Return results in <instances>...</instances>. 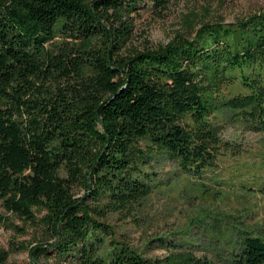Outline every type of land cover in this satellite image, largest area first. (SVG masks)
<instances>
[{
	"label": "trees",
	"instance_id": "trees-1",
	"mask_svg": "<svg viewBox=\"0 0 264 264\" xmlns=\"http://www.w3.org/2000/svg\"><path fill=\"white\" fill-rule=\"evenodd\" d=\"M165 4L0 0V206L49 231L28 248L31 264H264L261 236L227 233L231 251L212 260L181 243L157 258L107 220L155 191L152 162L181 173L212 166L222 150L209 118L219 110L264 131V12L234 23L193 22L192 13L190 37L129 48L131 15Z\"/></svg>",
	"mask_w": 264,
	"mask_h": 264
},
{
	"label": "rangeland",
	"instance_id": "rangeland-1",
	"mask_svg": "<svg viewBox=\"0 0 264 264\" xmlns=\"http://www.w3.org/2000/svg\"><path fill=\"white\" fill-rule=\"evenodd\" d=\"M165 2V9L146 7L131 15L134 27L129 48L154 50L178 32L190 37L193 31L183 22L192 13L196 15L193 22L234 23L264 12V0ZM234 118L224 110L209 118L219 129L218 149L222 150L212 166L181 173L170 160L152 162L146 170L159 179L155 191L137 209L108 215L115 232L143 255L157 258L168 255L173 243L189 247L201 259L216 258L215 251L228 255L231 248L223 239L230 232L232 239L245 235L264 238V131L253 128L247 118L246 123ZM74 193L80 196L83 190L75 187ZM43 214L35 209L36 219ZM49 238V231L38 220L23 221L0 206V251L6 257L0 264H31L28 248ZM38 264L65 262L42 256Z\"/></svg>",
	"mask_w": 264,
	"mask_h": 264
}]
</instances>
